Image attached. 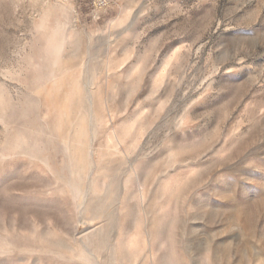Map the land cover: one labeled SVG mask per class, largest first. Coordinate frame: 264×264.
Instances as JSON below:
<instances>
[{
	"label": "rangeland",
	"instance_id": "374dc122",
	"mask_svg": "<svg viewBox=\"0 0 264 264\" xmlns=\"http://www.w3.org/2000/svg\"><path fill=\"white\" fill-rule=\"evenodd\" d=\"M0 264H264V0H0Z\"/></svg>",
	"mask_w": 264,
	"mask_h": 264
},
{
	"label": "built area",
	"instance_id": "2783aa9c",
	"mask_svg": "<svg viewBox=\"0 0 264 264\" xmlns=\"http://www.w3.org/2000/svg\"><path fill=\"white\" fill-rule=\"evenodd\" d=\"M92 10L94 12L106 11L110 8L116 7L121 0H89Z\"/></svg>",
	"mask_w": 264,
	"mask_h": 264
}]
</instances>
